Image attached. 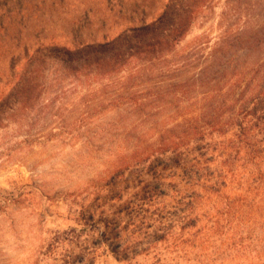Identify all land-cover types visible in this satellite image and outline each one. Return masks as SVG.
Here are the masks:
<instances>
[{
  "label": "trees",
  "instance_id": "trees-1",
  "mask_svg": "<svg viewBox=\"0 0 264 264\" xmlns=\"http://www.w3.org/2000/svg\"><path fill=\"white\" fill-rule=\"evenodd\" d=\"M148 1L112 37L66 45L22 33L24 0H0V122L25 109L49 78L124 72L120 98L141 116L173 102L176 112L125 156L129 167L108 183L113 203L96 220V237L67 264H94L100 249L117 261L164 251L194 255V264H264V59L241 67L237 33L216 41L198 66L185 57L193 47H177L208 0H155L150 18ZM154 73L158 81H141Z\"/></svg>",
  "mask_w": 264,
  "mask_h": 264
},
{
  "label": "rangeland",
  "instance_id": "rangeland-1",
  "mask_svg": "<svg viewBox=\"0 0 264 264\" xmlns=\"http://www.w3.org/2000/svg\"><path fill=\"white\" fill-rule=\"evenodd\" d=\"M154 1H148V18L156 14ZM144 2L24 0L16 25L44 43L101 41L131 23L130 10ZM237 33L242 37L240 66L249 69L264 59V0H208L177 48L193 47L195 54L185 57L195 56L199 66L216 41ZM124 76L49 78L25 109L0 122V264H67L71 252L96 237V220L113 203L107 201L108 183L129 167L125 156L176 112L173 102L141 116L120 98ZM159 79L154 73L141 81ZM93 256L94 264H194L195 258L140 251L131 261H117L104 249Z\"/></svg>",
  "mask_w": 264,
  "mask_h": 264
}]
</instances>
